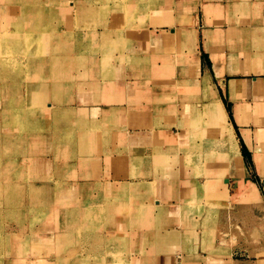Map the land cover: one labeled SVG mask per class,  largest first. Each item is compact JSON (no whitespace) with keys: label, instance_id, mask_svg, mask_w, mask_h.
I'll use <instances>...</instances> for the list:
<instances>
[{"label":"crops","instance_id":"obj_1","mask_svg":"<svg viewBox=\"0 0 264 264\" xmlns=\"http://www.w3.org/2000/svg\"><path fill=\"white\" fill-rule=\"evenodd\" d=\"M67 1L41 47V62L66 59L59 73L39 61L24 75L0 70V148L17 149L21 135L43 177L57 150L67 179L53 222L2 239L0 264H264V249L257 259L203 251L189 207L256 190L251 176L264 182V0ZM8 9L14 61L2 62L13 66L25 10ZM10 161L13 171L17 155Z\"/></svg>","mask_w":264,"mask_h":264},{"label":"rangeland","instance_id":"obj_2","mask_svg":"<svg viewBox=\"0 0 264 264\" xmlns=\"http://www.w3.org/2000/svg\"><path fill=\"white\" fill-rule=\"evenodd\" d=\"M11 6L22 11L25 10V12L24 15L14 18V22L17 18L18 24V27H14L17 46L14 55L18 56H15L17 64L4 66L3 62L14 61V58L9 54L11 29L8 27L10 14L8 8ZM67 6V0H0V8L4 10V13L0 14V23L3 24L2 28L0 27V37H4V42H0V68L3 67L2 71L14 68L15 72L24 75L31 65L33 68L35 67L34 69H38L37 61H42L40 58L41 47L46 41V32H53V21L63 17L65 8H69ZM32 10L35 14L31 12ZM80 38H84V36L80 35ZM85 44L86 42L83 40L79 42L80 50L86 49ZM21 57L27 58L28 61L25 63L24 58ZM21 59L22 61H20ZM45 60L41 64H44L48 70H52L53 74H58L66 59L61 60L59 56H56ZM8 74V80H11L12 73ZM9 111L16 118L22 133H26L22 127L24 106L16 104ZM223 125V128H227L230 134V125L229 127ZM21 139L22 136L19 135L17 149L10 148L8 141H5L0 148V168L6 170L0 173V178H3L0 180L5 186L0 188V241L2 239L21 241L28 238L31 232L28 230L34 229L36 225L41 223L49 225L53 222L55 215L53 210L59 206L57 200L62 195L60 192L64 185L63 182L67 180L64 176H59V161L62 157L57 150L50 154L51 162L54 165L51 176L43 177L41 173H38L40 158L38 148L31 142L21 141ZM16 155L18 163L11 171L10 159ZM251 177L257 184L256 190L255 187L250 188L244 194L243 190L235 191L233 189L230 197L223 203L203 199L199 202V206L190 204V210L200 218L197 243L201 245L203 251L209 252V255L233 256L235 259H257L260 256L258 251L264 249V182ZM13 182H16V187L9 186V184L15 185ZM43 184L51 187L49 189L36 187ZM11 227L19 229L18 234L13 235ZM81 240L83 242H80ZM84 240L87 243L89 238H78L81 244H85ZM65 254L69 256L74 254L73 241L66 249ZM110 255L122 257L123 254L119 252Z\"/></svg>","mask_w":264,"mask_h":264},{"label":"bare ground","instance_id":"obj_3","mask_svg":"<svg viewBox=\"0 0 264 264\" xmlns=\"http://www.w3.org/2000/svg\"><path fill=\"white\" fill-rule=\"evenodd\" d=\"M189 60V59H188ZM1 68H3V67H1ZM0 68V69H1ZM2 70V69H1ZM210 113H211V118H213V119H215V120H218V123H219V121L221 120V118L223 119V117H225L226 118V113H225V111H224V109H223V107H222V104L218 101V102H216L215 103V105H212L211 107H210ZM223 131V130H222ZM229 131H230V135L232 136L231 138H232V142L235 144V139H234V137H233V134H232V128L230 129L229 128ZM222 133V132H221ZM226 134V133H225Z\"/></svg>","mask_w":264,"mask_h":264},{"label":"trees","instance_id":"obj_4","mask_svg":"<svg viewBox=\"0 0 264 264\" xmlns=\"http://www.w3.org/2000/svg\"><path fill=\"white\" fill-rule=\"evenodd\" d=\"M243 151H245V153H247L246 150L243 149Z\"/></svg>","mask_w":264,"mask_h":264}]
</instances>
